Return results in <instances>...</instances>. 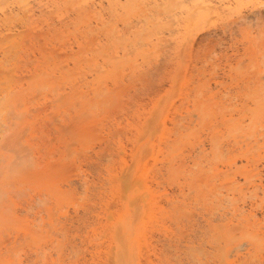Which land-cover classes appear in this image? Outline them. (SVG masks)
Listing matches in <instances>:
<instances>
[{"label": "rangeland", "instance_id": "obj_1", "mask_svg": "<svg viewBox=\"0 0 264 264\" xmlns=\"http://www.w3.org/2000/svg\"><path fill=\"white\" fill-rule=\"evenodd\" d=\"M132 1H0V264H264V0Z\"/></svg>", "mask_w": 264, "mask_h": 264}, {"label": "bare ground", "instance_id": "obj_2", "mask_svg": "<svg viewBox=\"0 0 264 264\" xmlns=\"http://www.w3.org/2000/svg\"><path fill=\"white\" fill-rule=\"evenodd\" d=\"M1 1V0H0ZM20 1V0H19ZM109 1H111V0H109ZM170 2H172V1H174V0H169ZM185 1V0H184ZM120 2V0H114V3H119ZM169 2V3H170ZM175 2V1H174ZM139 3V2H138ZM112 4V3H111ZM136 4V3H135ZM175 4H178V3H175ZM174 4V5H175ZM121 5H122V3H121ZM123 7L125 6V5H122ZM126 6L130 9V8H133L134 7V2L132 1V0H127V3H126ZM138 6V5H137ZM177 6V5H176ZM152 7H153V5H152ZM158 7V6H157ZM88 8V7H87ZM125 8V7H124ZM169 8V7H168ZM177 8V7H176ZM172 9H173V7H172ZM197 9V10H196ZM214 9V6H213V4H212V2H210V1H208V0H197L196 1V3H195V9H193V11L192 12H203V14L205 15V14H208L207 12L208 11H211V10H213ZM26 11L28 10V9H25ZM132 10V9H131ZM170 10V9H169ZM17 11V10H16ZM161 11V10H160ZM171 11V10H170ZM207 11V12H206ZM107 12V11H106ZM161 13V12H160ZM167 13V12H166ZM47 14V13H46ZM192 14V13H191ZM166 15V14H165ZM29 17V16H28ZM97 18H98V16H97ZM50 19V18H49ZM198 19H200V18H198ZM171 20V19H170ZM96 21H99V19H97ZM104 24V23H103ZM102 24V25H103ZM68 25V24H67ZM94 28V27H93ZM96 29V28H95ZM94 30V29H93ZM102 30V29H101ZM114 31V30H113ZM112 31V32H113ZM102 32V31H101ZM115 32V31H114ZM91 34V33H90ZM88 35V34H87ZM123 36V35H122ZM106 38H108V37H106ZM119 38H120V36H119ZM118 38V39H119ZM117 39V40H118ZM120 40V39H119ZM139 40V39H138ZM95 50V49H94ZM101 50V49H100ZM264 56V55H263ZM262 56V57H263ZM254 57V56H253ZM48 59H50V58H48ZM255 59V58H254ZM264 60V59H263ZM253 62H254V60H252ZM262 62V61H261ZM97 65V64H96ZM263 65V64H262ZM256 66V65H255ZM255 66H253V67H255ZM89 69V68H88ZM251 80V79H250ZM101 81V80H100ZM99 81V82H100ZM42 83V82H41ZM220 83V82H219ZM257 83H259V81L257 82ZM251 84V83H250ZM103 85V84H102ZM61 86V85H60ZM85 86H87V85H85ZM203 87H206V86H204V85H202ZM46 87V86H45ZM61 87H63V85L61 86ZM259 87V86H258ZM263 87V86H262ZM52 88V87H51ZM56 88V87H55ZM58 88V87H57ZM247 88V87H246ZM43 89V88H42ZM101 89V88H100ZM103 89H105L104 87H103ZM102 89V90H103ZM207 89V88H206ZM258 89V88H257ZM15 90V89H14ZM251 90V89H250ZM263 90V89H262ZM262 90L261 91H259L258 92V94H260V96H262V94H261V92H262ZM54 91H55V89H54ZM96 91V90H95ZM100 91V90H99ZM205 91V90H204ZM264 91V90H263ZM11 92H12V90H11ZM115 92V91H114ZM199 92V91H198ZM101 93V92H100ZM205 93V92H204ZM256 93V92H255ZM102 94H104V93H102ZM113 94V93H112ZM202 95H203V93H201ZM257 94V95H258ZM61 95V94H60ZM198 95H199V93H198ZM264 95V94H263ZM62 96V95H61ZM203 96H205V95H203ZM250 96V95H249ZM259 96V97H260ZM59 97V96H58ZM58 97H57V99H58ZM96 97V96H95ZM200 97H202V96H200ZM251 97V96H250ZM264 97V96H263ZM89 98V97H88ZM114 98H115V96H114ZM258 98V97H257ZM256 98V99H257ZM206 99V98H205ZM255 99V100H256ZM10 100H12L11 98H10ZM203 100V99H202ZM207 100H208V98H207ZM264 100V99H263ZM202 102L203 101H201L200 102V104H202ZM212 104H214V103H212ZM219 104V103H218ZM235 104V103H234ZM233 104V105H234ZM201 106H203V105H199V109H200V107ZM16 107V106H15ZM179 107V106H178ZM92 108V107H91ZM229 108V107H228ZM231 108V107H230ZM206 109V107H201V109H200V111H204ZM233 109V108H232ZM232 109H230V111L232 110ZM264 109V108H263ZM206 110H208L209 111V109H206ZM259 112V111H258ZM205 115H207V114H205ZM258 117H259V115H257ZM182 118V117H181ZM205 118V117H204ZM206 119V118H205ZM221 119V118H220ZM232 119V118H231ZM230 119V120H231ZM181 120H183V118L181 119ZM180 120V121H181ZM207 120V119H206ZM219 120V119H218ZM2 121V120H1ZM147 121H149V120H147ZM229 121V120H228ZM151 122V121H150ZM179 122V121H178ZM178 122H177V124H178ZM98 124V123H97ZM257 124H258V122H257ZM179 125H181V124H179ZM216 125V124H215ZM182 126V125H181ZM212 126V125H211ZM180 127V126H179ZM184 127V126H183ZM253 127H254V125H253ZM157 128H159V127H157ZM231 128V127H230ZM252 128V127H251ZM262 128V127H261ZM122 129V128H121ZM182 129V128H181ZM264 129V128H263ZM158 130V129H157ZM236 130H238V129H236ZM235 130V131H236ZM251 130H254L253 128L251 129ZM117 131V130H116ZM231 131H233V130H231ZM153 132V131H152ZM234 132V131H233ZM173 133H175V132H173ZM82 135H83V133H82ZM174 135H176V134H174ZM256 135H257V133H256ZM261 135H263V134H261ZM251 136H253V133H252V135ZM259 136H260V134H259ZM213 138V137H212ZM257 138V137H256ZM214 140H216V138L214 139ZM76 141V140H75ZM195 141V140H194ZM214 142V141H213ZM177 144V143H176ZM215 144V143H214ZM72 145V144H71ZM198 146V145H197ZM68 147V146H67ZM66 147V148H67ZM163 147V146H162ZM213 147V146H212ZM81 148V147H80ZM194 148V147H193ZM214 149H216V145H215V148H213L212 150H214ZM257 149V148H256ZM86 150V149H85ZM255 150V149H254ZM66 151V150H65ZM79 151H81V150H79ZM225 151V150H224ZM256 151V150H255ZM121 152V151H120ZM213 153H215V152H213ZM194 154V153H193ZM208 154V153H207ZM212 154V153H211ZM250 154V152H248V155ZM166 155V154H165ZM172 155H175V154H172ZM195 155V154H194ZM206 155V154H205ZM209 155V154H208ZM67 156V155H66ZM71 156V155H70ZM213 156H214V154H213ZM223 156V155H222ZM65 157V156H64ZM68 157V156H67ZM219 158H221V156H220V154H219ZM67 159V158H66ZM213 159H215V158H213ZM222 159V158H221ZM224 159V158H223ZM178 160V159H177ZM207 160V159H206ZM215 160H217V159H215ZM249 160H251V159H249ZM181 161V160H180ZM218 161V160H217ZM252 161V160H251ZM195 163V162H194ZM199 163V162H198ZM203 163V162H202ZM216 163V162H215ZM200 164V163H199ZM192 165V164H191ZM195 165V164H194ZM9 166V165H8ZM17 167V166H16ZM139 168H141V167H139ZM20 169V168H19ZM129 169V167L127 168V170ZM144 169V168H143ZM13 170V169H12ZM22 170V169H21ZM21 170H19V171H21ZM209 171V170H208ZM188 173V172H187ZM126 174L127 173H125L124 175L126 176ZM212 174V173H211ZM223 174V173H222ZM7 175V174H6ZM197 175V174H196ZM198 176H199V174H198ZM202 176V175H201ZM201 176H200V179H201ZM116 177H120V178H116ZM124 176H115L114 178H116L118 181H119V186H120V189L122 190V191H124V189L125 188H127V186H125L124 187V185H126L127 184V182H126V184H125V181H128L129 182V180H128V178L126 179V177H125V181H120L121 179H123L124 180V178H123ZM128 177V176H127ZM141 176H139L138 174H137V177L135 176V177H133L134 179H141L140 178ZM217 177V176H216ZM6 178V177H5ZM34 181H36V182H41V178H43V175H38V176H34ZM218 178V177H217ZM216 178V179H217ZM251 178V177H250ZM120 179V180H119ZM212 179V178H211ZM133 180V179H132ZM197 180H198V177H197ZM136 180H133L131 183L129 182L128 183V185H131V186H137V190L135 189V191H133V193L132 194H130V198H129V196H128V198L126 199L127 200V204H130V206H131V204L132 205H134V206H136L135 208H137V210H138V207L139 206H141V207H145V208H149V206L154 202V195H153V193H152V191L151 190H149V189H147V187H145V188H143V186H142V188L140 187V183L143 181H141V180H139V181H141V182H138V184H139V186H138V184L135 182ZM259 181H261V180H259ZM121 182V183H120ZM123 182V183H122ZM143 183V182H142ZM218 183V182H217ZM124 187V189H123V187H121V185ZM200 184V183H199ZM222 184V183H221ZM143 185V184H142ZM201 185H205V183L204 184H201ZM256 185V184H255ZM46 186H49L48 184H46ZM215 186H216V184H215ZM254 186V185H253ZM257 186V185H256ZM50 187V186H49ZM130 187V186H129ZM205 187H206V185H205ZM255 187V186H254ZM258 187V186H257ZM207 188V187H206ZM258 188H256V190H257ZM120 190V191H121ZM134 190V189H133ZM204 191H208V190H204ZM214 192V191H213ZM208 193V192H207ZM252 193V192H251ZM263 193V192H262ZM125 194V193H124ZM218 194V193H217ZM47 195V194H46ZM210 195V194H209ZM215 196V195H214ZM226 196V195H225ZM120 197V196H119ZM122 197H123V193H122ZM121 197V198H122ZM205 197H208V196H206L205 195ZM260 197V196H259ZM60 199H61V197H59ZM125 198V197H124ZM203 198V197H202ZM216 198V197H215ZM226 198H229V197H227L226 196ZM235 198V197H234ZM120 199V198H119ZM203 199H205V198H203ZM221 199V198H220ZM170 200V199H169ZM217 200V199H216ZM45 201V200H44ZM177 201V200H176ZM227 201V200H226ZM255 201V200H254ZM218 202V201H217ZM230 202V201H229ZM175 203H177V202H175ZM215 203V202H214ZM225 203V202H224ZM227 203V202H226ZM121 204V203H120ZM144 204V205H143ZM217 204V203H216ZM219 204V203H218ZM110 206V205H109ZM113 206V205H112ZM215 206V205H214ZM220 206H221V204H220ZM223 206V205H222ZM256 206H258V205H256ZM144 208V209H145ZM242 208V207H241ZM246 208V207H245ZM255 208V207H254ZM108 209V208H107ZM226 209V208H225ZM234 209H236V208H234ZM109 210V209H108ZM137 210H135L134 209V213L136 214V211ZM244 210V209H243ZM253 210V209H252ZM163 211V210H162ZM219 211V210H218ZM233 211V210H232ZM242 211V210H241ZM109 212V211H108ZM108 212H107V214H108ZM110 212H112V211H110ZM212 212V211H211ZM261 212V211H260ZM113 213V212H112ZM112 213H110V214H108V216L110 215V217H112ZM157 213V212H156ZM210 213V212H209ZM226 213V212H225ZM191 214V213H190ZM211 214V213H210ZM264 214V213H263ZM145 215V214H144ZM216 215V214H215ZM230 215V214H229ZM232 215V214H231ZM238 215V214H237ZM251 215V214H250ZM254 215H255V213H254ZM131 215H130V213H127L126 214V216L125 217H120V218H118V221L115 223V224H113V226L115 225L116 227H115V230H116V234L118 235V237H120L119 235L121 234L122 235V233H124V230L127 232V231H130L131 230V220H128L127 221V217H130ZM213 216V215H212ZM256 216V215H255ZM110 217H109V219H110ZM149 217H151L150 215H149ZM234 217V216H233ZM248 217H250V216H248ZM112 219V218H111ZM134 219H135V217H134ZM197 219V218H196ZM219 219V218H218ZM221 219V218H220ZM235 219V218H234ZM108 221V220H107ZM133 221V220H132ZM243 222V221H242ZM219 225V224H218ZM231 225V224H230ZM229 225V226H230ZM206 226V225H205ZM109 227V226H108ZM142 227V226H141ZM230 228V227H229ZM198 230V229H197ZM103 231H104V229H103ZM207 231V230H206ZM137 233V232H136ZM206 233H208V231L206 232ZM259 234V233H258ZM228 235V234H227ZM255 235L257 236V234L255 233ZM90 236V235H89ZM143 239V238H142ZM255 239V238H254ZM96 240V239H95ZM132 240H134L135 242H136V245H137V238L136 237H134ZM196 240V239H195ZM142 243V242H141ZM140 243V244H141ZM58 245V244H57ZM120 245V244H119ZM121 245H123V243L121 244ZM215 245V244H214ZM214 245H212V246H214ZM144 246V245H143ZM143 246L141 247V248H143ZM61 247V246H60ZM127 247H128V244H127ZM145 247V246H144ZM113 248H115V250L114 251H111L110 252V250L108 251L109 253L106 255L107 256V258H106V261H105V263L104 264H130V262H131V260H132V256H131V249H127L126 248V244L124 245V246H115V247H112V249ZM137 249H138V251L140 252V248H139V246L137 245V247H136ZM192 248V247H191ZM218 248H219V246H218ZM58 249V248H57ZM109 249V248H108ZM111 249V250H112ZM193 249V248H192ZM145 250V249H144ZM143 250V251H144ZM101 251V250H100ZM138 252V253H139ZM145 253V252H144ZM145 256H147V255H145ZM161 256V255H160ZM145 260H146V257H145Z\"/></svg>", "mask_w": 264, "mask_h": 264}]
</instances>
